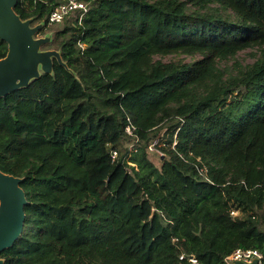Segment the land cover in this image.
Segmentation results:
<instances>
[{
  "label": "trees",
  "instance_id": "trees-1",
  "mask_svg": "<svg viewBox=\"0 0 264 264\" xmlns=\"http://www.w3.org/2000/svg\"><path fill=\"white\" fill-rule=\"evenodd\" d=\"M81 1V23L14 7L67 68L0 97V170L27 200L3 264L264 257V0Z\"/></svg>",
  "mask_w": 264,
  "mask_h": 264
},
{
  "label": "water",
  "instance_id": "water-1",
  "mask_svg": "<svg viewBox=\"0 0 264 264\" xmlns=\"http://www.w3.org/2000/svg\"><path fill=\"white\" fill-rule=\"evenodd\" d=\"M16 3L17 0H0V39L7 44L6 54L0 58V97L26 86L40 72L50 73L53 58L67 68L58 50L41 49L49 36H36L41 23L32 25L30 18L21 19L14 10ZM21 180L0 170V253L13 244L23 229L27 200Z\"/></svg>",
  "mask_w": 264,
  "mask_h": 264
},
{
  "label": "built area",
  "instance_id": "built-area-1",
  "mask_svg": "<svg viewBox=\"0 0 264 264\" xmlns=\"http://www.w3.org/2000/svg\"><path fill=\"white\" fill-rule=\"evenodd\" d=\"M56 4L48 15V22L51 24L63 22L67 16L77 13V21L81 23L83 16L89 11L90 7L88 4L81 0H55ZM81 45V44H80ZM134 126L128 124L125 126V131L128 134H133ZM153 141L149 145L150 150H156ZM112 158L116 156V151H112ZM182 257V256H181ZM190 260L194 261L192 258ZM224 260L228 264H233L235 261L250 263L253 260L257 261V264H264V257L262 252L254 247H236L229 254L224 257Z\"/></svg>",
  "mask_w": 264,
  "mask_h": 264
},
{
  "label": "rangeland",
  "instance_id": "rangeland-1",
  "mask_svg": "<svg viewBox=\"0 0 264 264\" xmlns=\"http://www.w3.org/2000/svg\"><path fill=\"white\" fill-rule=\"evenodd\" d=\"M36 36H39V35L36 34ZM237 58L239 59L240 62H243V63L251 62L253 60V57H252L249 49H245V50L240 51L237 54ZM163 59L164 60H168L169 59V56H166ZM185 59L187 60L188 57H186ZM162 133H163L162 134V138H166L167 131L165 129H163L162 130ZM154 151L157 152V153H161V150L160 149H157V147H156V150H154Z\"/></svg>",
  "mask_w": 264,
  "mask_h": 264
}]
</instances>
